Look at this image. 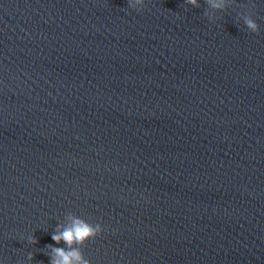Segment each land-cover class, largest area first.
I'll return each mask as SVG.
<instances>
[{"label": "water", "instance_id": "water-1", "mask_svg": "<svg viewBox=\"0 0 264 264\" xmlns=\"http://www.w3.org/2000/svg\"><path fill=\"white\" fill-rule=\"evenodd\" d=\"M197 2L0 0V264H264V0Z\"/></svg>", "mask_w": 264, "mask_h": 264}, {"label": "clouds", "instance_id": "clouds-1", "mask_svg": "<svg viewBox=\"0 0 264 264\" xmlns=\"http://www.w3.org/2000/svg\"><path fill=\"white\" fill-rule=\"evenodd\" d=\"M184 2L186 4L199 7L197 0H184ZM206 3L214 8H220L222 6V2L214 3L213 0H206ZM144 4L145 0H128V6L137 11L142 10ZM136 5H140L141 7L137 8ZM245 23L252 33L259 32L258 24L252 19H246ZM102 231L103 228L99 223L91 225L82 219L73 217L71 225L65 227L63 231L54 233L52 235V240L57 244L63 241L69 246V248H71L74 243L84 244L85 242L94 239L101 234ZM31 242L35 243L36 241L33 238ZM52 252L54 255L50 264H91L90 260L86 259L79 249L66 251L63 248H53Z\"/></svg>", "mask_w": 264, "mask_h": 264}]
</instances>
